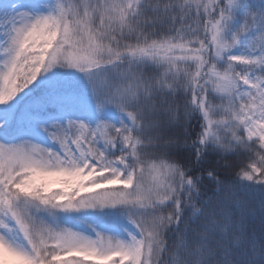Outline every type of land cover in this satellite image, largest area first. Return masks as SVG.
<instances>
[{"label": "snow or ice", "instance_id": "snow-or-ice-1", "mask_svg": "<svg viewBox=\"0 0 264 264\" xmlns=\"http://www.w3.org/2000/svg\"><path fill=\"white\" fill-rule=\"evenodd\" d=\"M0 264H264V0H0Z\"/></svg>", "mask_w": 264, "mask_h": 264}]
</instances>
